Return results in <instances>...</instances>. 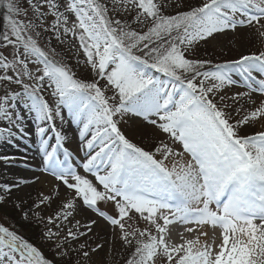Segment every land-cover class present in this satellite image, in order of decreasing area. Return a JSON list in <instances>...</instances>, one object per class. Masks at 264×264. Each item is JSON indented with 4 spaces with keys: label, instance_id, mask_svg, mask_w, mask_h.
<instances>
[{
    "label": "snow or ice",
    "instance_id": "obj_1",
    "mask_svg": "<svg viewBox=\"0 0 264 264\" xmlns=\"http://www.w3.org/2000/svg\"><path fill=\"white\" fill-rule=\"evenodd\" d=\"M23 3L27 7H21V0H0L6 9L0 31V122L6 123L0 127V141L22 138V110L33 114L36 135L42 138L40 171L54 178L57 196L61 188L65 191L61 210L47 218L59 231L49 228L43 234L57 240L56 256L69 254L63 250L68 240L92 232L95 220L85 226L86 232L79 230L77 220L76 231L68 228L61 237L62 222L88 209L112 226L113 246L119 242L128 252L123 264H264V130L242 134L249 124L264 121V101L250 112L234 107L252 93L264 95V51L217 64L189 58L193 45L215 34L244 26L264 28V0H205L174 15L163 14V0ZM129 13H134L130 21ZM133 24L146 30L137 31ZM44 34L56 46L51 40L42 45ZM65 45L75 53L77 66L90 69L91 80L76 77L63 58ZM239 83L248 91L223 94ZM63 109L82 125L84 159L78 167L95 183L78 172L67 149L64 159L57 155L65 138L56 126L57 120L64 122ZM234 112L246 114L234 120ZM132 118L167 134L182 152L163 141L154 151L131 142L119 125ZM49 128L55 133L53 146L43 139ZM185 154L190 160L183 159ZM0 160L9 164L12 158ZM28 183H0V201ZM49 200L42 195L34 207ZM98 202L112 203L117 217L100 211ZM136 214L146 222L144 229L126 226L125 219ZM177 222L210 226L218 236L211 244L202 243L200 237L208 232L201 231L171 243L168 226ZM184 231L192 233L194 227ZM79 247L81 264H95L92 256L103 246ZM0 264L55 261L0 225Z\"/></svg>",
    "mask_w": 264,
    "mask_h": 264
},
{
    "label": "rangeland",
    "instance_id": "obj_2",
    "mask_svg": "<svg viewBox=\"0 0 264 264\" xmlns=\"http://www.w3.org/2000/svg\"><path fill=\"white\" fill-rule=\"evenodd\" d=\"M204 2L205 0H163V3L166 5V7H164L162 10L163 14L174 15L177 12L187 11L192 7L200 6ZM21 7H27V5L23 3V0H21ZM5 13L6 9L0 5V31H3V16ZM132 15H134V13H129L126 18L130 21ZM117 18L123 19L125 17L119 16ZM21 19H23V17H21ZM260 23L264 24V18L261 19ZM132 26L136 28L137 31L146 30V27L141 28L135 24ZM262 32H264V28L260 27L259 25H254L252 27H238L235 31L226 30L224 33L215 34L214 38L208 39L207 42H200L193 45L189 58L211 60L213 64H217L237 60L242 55L259 53L260 51H264V36L261 35ZM48 40H51L53 46H56V41L50 34H44L40 42L43 45ZM64 48L65 54L63 58L67 60V62L73 67L76 77L79 79L91 80L93 77L90 69L84 67L83 65L77 66L75 53L68 52L66 45ZM154 74L160 77V74L155 72ZM234 78L237 79V76ZM257 78L260 77L258 76ZM104 83V81H101L100 86L103 87ZM247 91L248 89L242 83H239L238 85L227 88L223 94L232 96L235 93ZM108 95H111V93H108ZM251 95V99H249L247 96L243 97L239 103L234 105V107H242L247 112H250L251 110H254V108L258 106L261 101H264V95L262 94L252 93ZM227 102L232 103L231 100H228ZM244 114L246 113L234 112L233 119H240ZM62 115L64 116V122L61 123V121L57 120L56 126L57 130H59L65 137L63 133L68 127V117H71V115L68 113L67 109L62 110ZM22 116L24 117L23 123L26 118L32 121V126L28 127L24 125L25 134L23 137L14 138L12 143L0 141V156L12 158L11 163L9 164H5L3 160H0V170H4L3 172H0V183L12 184L18 180H12V178L6 180L4 178L7 173L12 174L10 170L24 172L27 169V172L30 174L36 173L37 176H32L33 180L26 184V186L30 187L25 192L26 195L24 197L19 198L13 188L11 195L5 196V199L0 201V225L9 227L10 230L16 231L24 239L36 246L46 258L54 260L55 264H81L83 257L82 255L78 254L82 251L79 246L81 244H85L87 247L84 250H88L91 247H95L96 243H100L103 247L92 256V260L95 262V264H100L102 261L105 262V264H123L124 259H126L128 256V252L120 246L119 242L116 243L115 247L113 246L112 226L107 224L103 217L88 209H80L74 214L73 217L69 218V221L62 222L63 230L61 231V237H66L68 228H72L73 231H76V228L73 227V225H75L77 220L81 222L79 230L85 232L87 231L85 226L89 223V221H96V224L92 227V232L88 233L86 236L79 237L75 241L68 240L67 245L63 249L69 253L68 255L64 256L63 258L56 256L55 244L57 240L55 238L52 240L43 238L44 232L49 228H51L53 232L59 231L56 228L55 223L48 224L47 218L49 216L54 217L56 213L61 210L62 204L65 202V191L63 188H61L59 196H57L55 190L56 182L52 176H50L48 173L40 171V167L36 168L34 166L32 168H27L25 166V164L31 163L33 161V157L24 153V151H32V147L34 148L36 146L35 142L40 145V140L42 138L36 135V121L33 119V114H29L26 110H22ZM132 119H136L137 122L134 123L133 121L128 120L124 123H121L119 126L121 127L122 132L126 135V138L135 143L137 146H140L148 151H154V148L161 141H163L172 147L174 151L182 152V146L179 143L174 144L167 134L160 132L154 126L147 124V122H144L142 118ZM5 123L6 122H0V127L5 126ZM262 123L263 121L258 120L249 124L244 128L242 134H252L256 131L264 130V128H261ZM76 125L77 126H75V123L72 121L71 117L70 127H76L79 131V127L82 125L77 123ZM43 139H46L50 146L56 145L55 133L50 128L47 130L46 136L43 137ZM77 141L80 143L81 147L79 134H77L75 138L71 139L70 142L76 145ZM62 144L63 147L57 149L58 157L60 159H64L63 153L64 150L67 149L71 154L70 162L73 163L74 166H77L78 172L81 175H85L88 179L95 183L94 177L84 173L82 167H78L80 162L84 159V152L81 151L80 148L79 151L78 147L75 146L74 149L76 150V154L73 153V150L68 145V142L65 138L62 141ZM16 146L20 148L23 147V152H17V149H15V151L13 148ZM78 154H80V156ZM157 158H160L159 155H157ZM37 159H39V157L36 158V160ZM183 159L185 161L190 160V156L185 154ZM38 163L41 165V161H38ZM166 163H168L170 166L171 160ZM37 177H39L38 180ZM41 178H45L43 183L40 182ZM42 195H49L50 200L41 205L39 209H36L34 205L38 202V199L42 198ZM97 207L105 214L112 215L114 218L117 217V212L112 203L98 202ZM30 209L31 211H29ZM79 212H83L86 216L82 217ZM25 213H28L27 217L25 216ZM125 223L126 226L130 225L132 229H144L147 226L146 222L140 219L138 214L134 215L130 220L126 218ZM171 229L173 230L170 232L169 241L171 243L182 242L179 236L181 233L178 231V229L175 227ZM207 243L211 244L212 240L209 239Z\"/></svg>",
    "mask_w": 264,
    "mask_h": 264
},
{
    "label": "bare ground",
    "instance_id": "obj_3",
    "mask_svg": "<svg viewBox=\"0 0 264 264\" xmlns=\"http://www.w3.org/2000/svg\"><path fill=\"white\" fill-rule=\"evenodd\" d=\"M242 31H244V30H242ZM237 79L238 80H241V78L239 76H237ZM131 121H133L134 123L137 122L136 119H131ZM24 125L30 127V126H32V121H30V119L26 118L25 121H24ZM70 126H71V117L69 116L68 117V127L66 128V130H64V133L63 134L65 135V139L68 142V145L73 150V153L76 154V150L74 148H75V146H77L78 147V150H79V148L81 149L80 143H78V141H77V144L75 145V144L71 143L70 141H71V139L75 138L77 134H79V131H78V129L76 127L71 128ZM73 126H74V124H73ZM75 126H77L76 123H75ZM261 128H264V121H263V123L261 125ZM35 145L36 146L34 148L32 147V151H28L26 149H25L26 151H24V153H26L28 155H31V157H33V161L31 163L25 164V166L27 168H32L34 166L36 168L41 167V165L38 163V161H41L40 159H42V153L40 152V145H38L36 142H35ZM13 149L14 150L17 149V152L18 151L19 152L20 151L23 152V147L20 148V147L16 146ZM78 155L80 156V154H78ZM38 157H39V159L36 160V158H38ZM3 171L4 170H0V172H3ZM10 171L12 172V174H9V173L6 172L7 175L4 177L6 180L7 179H10V178H12V180L13 179H26V180H28L30 182V181L33 180L32 179V176L33 177H36L37 176L36 173H31L30 174L29 172H27V169L24 172H19V171H16V170H10ZM44 179L45 178H41L40 179V182L43 183L44 182ZM29 187L30 186L21 185L19 188H14V191L17 194V196L19 198H21V197H24L26 195L25 192L28 190ZM79 214H81L82 217H85L86 216L83 212H79ZM174 225H178V224L177 223H174ZM194 230H197L198 232H201V231H207L208 232V236L207 237H203V236L200 237L201 242L207 241L208 239H210L211 237H213L215 235V233H216V232L214 233L213 230H210V229H208L206 227L204 229H203V227H200V228H197V229L194 228ZM191 235H192L191 238H195L196 236H198L197 234H194V232ZM215 236H217V235H215ZM178 243H180V242H178Z\"/></svg>",
    "mask_w": 264,
    "mask_h": 264
},
{
    "label": "trees",
    "instance_id": "obj_4",
    "mask_svg": "<svg viewBox=\"0 0 264 264\" xmlns=\"http://www.w3.org/2000/svg\"><path fill=\"white\" fill-rule=\"evenodd\" d=\"M28 241V240H27ZM63 264V263H62Z\"/></svg>",
    "mask_w": 264,
    "mask_h": 264
}]
</instances>
